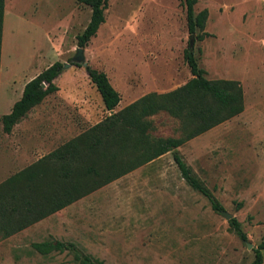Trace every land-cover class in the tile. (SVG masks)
Returning a JSON list of instances; mask_svg holds the SVG:
<instances>
[{
    "label": "rangeland",
    "instance_id": "374dc122",
    "mask_svg": "<svg viewBox=\"0 0 264 264\" xmlns=\"http://www.w3.org/2000/svg\"><path fill=\"white\" fill-rule=\"evenodd\" d=\"M0 116L23 84L62 63L47 94L11 127L0 124V182L105 115L148 93H166L191 74L190 50L207 79L236 81L242 110L185 140L175 151L245 234L181 178L172 152L142 164L24 229L0 238V264H79L73 252L101 264H247L264 240V0H195L205 9L188 33L182 0H106L104 20L71 62L90 9L75 0H3ZM68 63V66H64ZM84 65L102 70L119 94L106 111ZM158 137L181 135L164 111L150 116ZM20 121V122H19ZM59 241L41 254L31 244ZM250 246L247 248L246 243ZM264 264V249H261Z\"/></svg>",
    "mask_w": 264,
    "mask_h": 264
},
{
    "label": "trees",
    "instance_id": "16d2710c",
    "mask_svg": "<svg viewBox=\"0 0 264 264\" xmlns=\"http://www.w3.org/2000/svg\"><path fill=\"white\" fill-rule=\"evenodd\" d=\"M75 1L90 9L87 23L76 35V46L84 47L104 20L106 0ZM194 3L195 0H182L186 29L193 33L197 28L200 32L195 38L201 40L207 35L202 30L207 13L202 9L194 14ZM3 6V0H0V49ZM184 59L191 77L182 85L166 93L140 96L2 180L0 238L24 229L168 151L172 152L173 161L186 184L203 195L213 211L222 210L220 203L190 172L175 149L185 140L238 114L242 110L241 88L234 80L207 79L188 47L184 50ZM61 68L62 63L54 61L24 83L18 99L7 113L0 116L3 132L8 133L31 107L57 90L53 79ZM84 69L103 108L106 111L114 109L120 97L105 72L89 65H84ZM160 111L178 120L180 136L158 137L152 134L154 126L150 116ZM228 225L237 237L245 240L235 217L228 219ZM31 246L41 254L64 248L59 241L34 242ZM261 249H264V240L252 250L253 257L247 264L262 263ZM72 255L79 264H101L100 260L88 254L74 251Z\"/></svg>",
    "mask_w": 264,
    "mask_h": 264
},
{
    "label": "water",
    "instance_id": "95a60500",
    "mask_svg": "<svg viewBox=\"0 0 264 264\" xmlns=\"http://www.w3.org/2000/svg\"><path fill=\"white\" fill-rule=\"evenodd\" d=\"M192 42H193V34H190L188 36V48L189 49H191V47H192ZM83 59H84L83 47H78L77 46L75 48L74 55H73V57L70 60H71V62H74V63H82V64H84ZM68 65L69 64L66 63L64 66H68ZM109 111H111V110H109ZM219 212L225 219H229V218L232 217V215L230 213H228L227 211H225L223 209L220 210ZM245 243H246V247L248 248L250 246V244L247 243V242H245Z\"/></svg>",
    "mask_w": 264,
    "mask_h": 264
},
{
    "label": "crops",
    "instance_id": "0c3cea01",
    "mask_svg": "<svg viewBox=\"0 0 264 264\" xmlns=\"http://www.w3.org/2000/svg\"><path fill=\"white\" fill-rule=\"evenodd\" d=\"M23 85H24V84H23ZM22 87H23V86H22ZM11 105H12V104H11ZM10 107H11V106H10ZM33 107H34V106H33ZM29 110H30V109H29ZM29 110H28V111H29ZM28 111H27V112H28ZM27 112H26V113H27ZM26 113H25V114H26ZM23 117H24V116H22L20 119L22 120ZM19 122H20V121H19ZM16 124H18V123H15L13 126H15Z\"/></svg>",
    "mask_w": 264,
    "mask_h": 264
}]
</instances>
